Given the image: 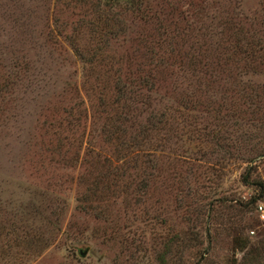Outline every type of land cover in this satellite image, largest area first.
<instances>
[{
  "label": "rangeland",
  "instance_id": "374dc122",
  "mask_svg": "<svg viewBox=\"0 0 264 264\" xmlns=\"http://www.w3.org/2000/svg\"><path fill=\"white\" fill-rule=\"evenodd\" d=\"M87 1L79 6L72 0H0V264H236L243 251L234 241L226 218L228 213H237L232 209L238 206L232 205L234 201L214 202L208 221V200L218 184L221 190L215 196L236 192L241 200L249 198L254 189L240 184L238 176L243 165L237 163H225V167L219 164L208 169L210 175L205 165L216 166L221 161L219 154L199 158L201 165L186 181L189 165L178 154L193 157L215 146L210 141L194 140L196 133L187 140L184 132L194 123L182 128L181 112L175 108L171 111L180 122L173 126L177 136L167 143L162 132L154 136L156 146L163 145L164 149L158 150L159 169L154 171L147 195L135 201L120 196L112 206H106L109 211L102 219L78 206L83 189L77 178L81 168L75 162L64 161L61 152L49 150L51 136L45 123L56 114L55 110L72 105L79 95L76 89L83 81L86 64L72 53L69 42L82 48L84 57H90L92 51L94 54L96 50L90 48L99 43L90 26L82 25L84 19L93 20L98 15L103 18L108 0ZM238 2L235 0V5ZM259 8V0L240 2V10L245 13ZM237 11L230 10L229 14ZM60 23L62 26L57 25ZM185 23L182 20L180 26ZM109 41L115 47L129 45ZM42 72L46 73L45 82ZM171 102L162 98L154 108L176 107ZM184 115L188 116L186 122L198 119L196 130L202 125L213 127L217 122L211 113L189 111ZM228 129L237 134L233 127ZM258 170L264 179V161ZM185 182L197 193L183 202ZM258 204L264 214V204ZM107 215L109 221L104 220ZM246 215L254 227L241 235L255 242L264 233V216L260 217L257 208ZM148 229L154 231V237H148ZM125 235L133 237L131 245L122 241ZM177 236L179 242L175 243ZM163 244L170 247L161 260L166 250Z\"/></svg>",
  "mask_w": 264,
  "mask_h": 264
},
{
  "label": "trees",
  "instance_id": "16d2710c",
  "mask_svg": "<svg viewBox=\"0 0 264 264\" xmlns=\"http://www.w3.org/2000/svg\"><path fill=\"white\" fill-rule=\"evenodd\" d=\"M72 1L79 6L89 3ZM231 1L108 0L103 18H94L97 9L92 7L93 20L84 19L82 27L90 26V32L100 39L90 48L95 53L84 57L82 48L73 42L68 44L86 64L83 81L76 89L79 95L72 105L55 110L56 116L48 119L45 128L51 136L49 150L61 152L64 161L75 162L81 168L77 178L83 189L77 198L78 206L102 219L112 201L120 196L135 201L147 195L154 171L159 169L158 150L164 149L163 145L156 146L154 136L162 132L164 143L177 136L174 127L180 122L171 111L175 108L181 112L182 128L194 123L184 132L187 140L196 133L194 140L210 141L215 146L197 154L199 157L178 154L189 165L186 181L201 165L198 159L205 155L219 154L222 161L218 163L217 157L216 166L204 164L210 175L208 169L219 164L243 165L238 180L242 186L253 187L254 193L246 200L239 199L236 192L215 196L221 190L218 184L208 200V221L214 202L234 201L232 205L238 208L232 210L238 212L228 213L226 223L243 251L236 264H264V233L255 242L241 235L254 227L246 213L254 211L259 202L264 204V179L258 170L264 161V0H259V9L249 13L240 10L243 0H237V5ZM111 9L118 11L110 12ZM230 10L237 13L231 15ZM182 20L185 26H180ZM109 39L129 45L124 48L122 43L116 48ZM41 75L45 77L46 73ZM162 98L171 99L176 107L154 108ZM189 111L214 114L217 122L213 127L202 125L196 130L198 119L186 122L188 116L184 113ZM231 127L237 134L228 129ZM182 188L186 189L181 192L183 202L197 193L188 182ZM104 220L109 221L110 216ZM145 231L148 237H154V231ZM205 232L209 242L208 230ZM122 241L127 246L134 239L125 235ZM163 245L166 250L161 260L170 247Z\"/></svg>",
  "mask_w": 264,
  "mask_h": 264
},
{
  "label": "built area",
  "instance_id": "2783aa9c",
  "mask_svg": "<svg viewBox=\"0 0 264 264\" xmlns=\"http://www.w3.org/2000/svg\"><path fill=\"white\" fill-rule=\"evenodd\" d=\"M256 208H257V211L260 213V217H263L264 214H263V207H262V205L261 204H258Z\"/></svg>",
  "mask_w": 264,
  "mask_h": 264
},
{
  "label": "water",
  "instance_id": "95a60500",
  "mask_svg": "<svg viewBox=\"0 0 264 264\" xmlns=\"http://www.w3.org/2000/svg\"><path fill=\"white\" fill-rule=\"evenodd\" d=\"M80 256H83V253L82 252H80Z\"/></svg>",
  "mask_w": 264,
  "mask_h": 264
}]
</instances>
